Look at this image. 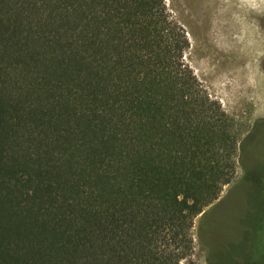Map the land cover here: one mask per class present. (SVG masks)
I'll return each mask as SVG.
<instances>
[{
	"label": "trees",
	"instance_id": "16d2710c",
	"mask_svg": "<svg viewBox=\"0 0 264 264\" xmlns=\"http://www.w3.org/2000/svg\"><path fill=\"white\" fill-rule=\"evenodd\" d=\"M188 47L165 0H0V264L192 255L244 144ZM258 184L243 264H264Z\"/></svg>",
	"mask_w": 264,
	"mask_h": 264
},
{
	"label": "rangeland",
	"instance_id": "374dc122",
	"mask_svg": "<svg viewBox=\"0 0 264 264\" xmlns=\"http://www.w3.org/2000/svg\"><path fill=\"white\" fill-rule=\"evenodd\" d=\"M165 2L189 42L184 63L210 98L235 120L244 144L234 181L206 209L210 245L200 240L199 217L194 251L181 264H217L218 255L224 264H243L240 259L249 255L243 244L248 234L245 223L252 220L258 225L263 204L258 177L264 174V0ZM249 135L254 136L247 142ZM46 218L62 220L48 213ZM71 232L78 235V230Z\"/></svg>",
	"mask_w": 264,
	"mask_h": 264
},
{
	"label": "water",
	"instance_id": "95a60500",
	"mask_svg": "<svg viewBox=\"0 0 264 264\" xmlns=\"http://www.w3.org/2000/svg\"><path fill=\"white\" fill-rule=\"evenodd\" d=\"M205 213H207V211H204V212L200 215V217H202Z\"/></svg>",
	"mask_w": 264,
	"mask_h": 264
}]
</instances>
